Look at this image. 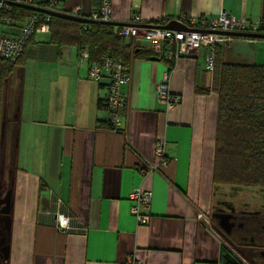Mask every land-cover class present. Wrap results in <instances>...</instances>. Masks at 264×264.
<instances>
[{"label":"crops","instance_id":"1","mask_svg":"<svg viewBox=\"0 0 264 264\" xmlns=\"http://www.w3.org/2000/svg\"><path fill=\"white\" fill-rule=\"evenodd\" d=\"M111 2L115 24H127L135 14L140 23L165 26L181 16L215 18L222 11L236 20L264 22V0ZM76 7L86 18L97 0L61 5L66 13ZM47 35L33 36L17 69L14 107L4 99L0 161L5 147L15 148L5 264H122L129 257L139 264H230L222 259V246L237 264H249L245 247L257 235L254 225L248 228L249 203L217 199L228 186L212 181L218 95L210 90L203 51L170 67L148 43L127 39L138 49L130 60L131 82L121 89L125 105L116 133L105 127L108 72L99 82L89 80V64L78 59L76 48L59 52L45 44ZM223 46L229 63L264 65V40L236 38ZM165 76L181 98L169 110L155 97ZM157 143L163 144L166 165L153 171ZM134 189L151 193L144 225L130 213ZM54 196L87 227L84 235L53 228Z\"/></svg>","mask_w":264,"mask_h":264},{"label":"trees","instance_id":"2","mask_svg":"<svg viewBox=\"0 0 264 264\" xmlns=\"http://www.w3.org/2000/svg\"><path fill=\"white\" fill-rule=\"evenodd\" d=\"M31 11L25 7L12 6L8 16L16 28L3 27L2 31L8 35L17 33V27ZM90 16L80 18L92 21ZM49 17L46 45L59 52L68 47L76 48L78 54L87 50L89 66L100 64L105 56L119 58L129 71L130 60L138 48L131 49L127 39L118 35L119 27L94 21L81 24ZM33 36L16 60L0 58V137L4 99L8 98L13 104L14 90L11 82L20 78L17 69L24 65ZM241 39L251 42L253 38ZM224 48L216 47L210 89L218 95L212 181L215 185L233 188L264 189V65L229 63L225 60ZM208 92L209 90H200V93ZM103 106L108 112L106 98ZM105 127L113 131L107 119ZM221 255L226 263H238V259L224 246L221 248Z\"/></svg>","mask_w":264,"mask_h":264},{"label":"built area","instance_id":"3","mask_svg":"<svg viewBox=\"0 0 264 264\" xmlns=\"http://www.w3.org/2000/svg\"><path fill=\"white\" fill-rule=\"evenodd\" d=\"M63 0H0V58L9 61L16 60L28 40L35 34H45L49 32V16L39 11H31L25 17L17 33L14 35L5 34L3 27H15V23L8 16L11 7L21 6L49 12H62L71 16L81 17L80 9L74 8L70 13L61 10ZM97 7L91 14L90 20L94 22H110L111 20V0H97ZM183 29L172 30L162 29L157 25H147L140 23L135 14H131L126 25L119 27L117 33L125 39L144 41L150 45V50L159 58L170 63V67L179 58L193 57L203 51L204 71L212 73L214 70L216 47L223 46L235 37L224 35L223 33H243L264 35V22L261 21H241L236 20L225 11L213 17H199L186 19L181 16L176 20ZM241 39V38H238ZM252 39L251 42H256ZM89 53L87 50L80 52L78 59L87 61ZM108 72L109 83L107 85L106 105L108 108L107 120L115 132L120 127L121 110L125 105V98L122 94V87L130 84L131 75L124 63L119 58L105 56L100 64H92L88 69V78L91 81L99 82L103 71ZM169 73L167 74V76ZM167 76L156 85L155 97L157 102L164 105L167 110L181 103V98L173 94L168 84ZM156 162L150 166V170L158 171L166 165L164 148L162 143L155 145ZM131 201L130 213L135 217L138 225L147 222L148 215L145 212L151 203V193L141 189H134L129 194ZM54 210L52 226L60 234L64 235H84L87 227L73 215L64 205L63 201L54 196L52 200ZM122 264H139L134 258H127Z\"/></svg>","mask_w":264,"mask_h":264},{"label":"rangeland","instance_id":"4","mask_svg":"<svg viewBox=\"0 0 264 264\" xmlns=\"http://www.w3.org/2000/svg\"><path fill=\"white\" fill-rule=\"evenodd\" d=\"M17 82L18 79H15L14 82L12 83L13 84L12 90H14V99H12L13 107L16 104L17 101L16 96L18 94V89H19V84ZM9 96L10 95L8 94V97ZM10 136L11 134L9 133V137ZM14 151L15 148L13 146V143L5 147L4 157L0 161V264H5V259H6L5 249H6L8 222H9V213L7 210L9 208L8 203L10 199L11 176L14 168V155H15ZM221 197H223L224 200H227L228 202L233 204V206L247 202L249 203L250 208L252 207L254 208V206H257V204L262 203L263 201L262 192L255 188H240V189H232L231 187L222 188V191L217 193V199ZM250 208H249L250 213L252 211H255L256 209V207L254 209L252 208L251 211ZM248 222L251 223V221ZM253 225L255 226V224L253 223L250 226H248V228L250 227V231L254 230ZM220 233L223 234L222 230H220ZM254 236L257 235L254 234Z\"/></svg>","mask_w":264,"mask_h":264},{"label":"flooded vegetation","instance_id":"5","mask_svg":"<svg viewBox=\"0 0 264 264\" xmlns=\"http://www.w3.org/2000/svg\"><path fill=\"white\" fill-rule=\"evenodd\" d=\"M261 192L262 203L257 204L255 211H252L251 213L249 211L246 212V216L250 217L248 218V221L255 222L257 233L256 242H254V244H248L245 247L246 250L244 253L247 255L246 259L249 264H264V189ZM252 216H255V219ZM218 225H220V227H225V224L221 221ZM227 238L229 239V237Z\"/></svg>","mask_w":264,"mask_h":264},{"label":"water","instance_id":"6","mask_svg":"<svg viewBox=\"0 0 264 264\" xmlns=\"http://www.w3.org/2000/svg\"><path fill=\"white\" fill-rule=\"evenodd\" d=\"M30 10L33 11H39L42 13L47 14L48 16L54 17V18H60V19H64V20H70V21H74L77 23H81V24H85V23H90L92 21H87L83 18L80 17H75V16H71L62 12H49V11H45V10H37V9H32V8H28ZM97 23H101V24H106V25H110V26H114V27H121L124 26L126 24H115L112 22H97ZM162 29H172V30H180L183 29V27L175 22H169L167 25L165 26H161ZM224 35H228V36H232V37H238V38H253V39H262L264 40V35H256V34H243V33H223ZM226 227V226H225ZM225 227H222L224 230L226 229Z\"/></svg>","mask_w":264,"mask_h":264}]
</instances>
